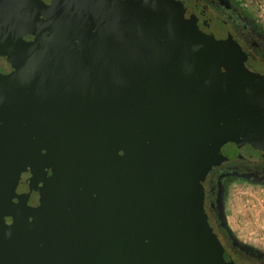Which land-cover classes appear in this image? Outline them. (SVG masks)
I'll return each instance as SVG.
<instances>
[{"label":"water","instance_id":"95a60500","mask_svg":"<svg viewBox=\"0 0 264 264\" xmlns=\"http://www.w3.org/2000/svg\"><path fill=\"white\" fill-rule=\"evenodd\" d=\"M245 60L177 0H0V264H241L203 184L264 157Z\"/></svg>","mask_w":264,"mask_h":264},{"label":"flooded vegetation","instance_id":"af4514ba","mask_svg":"<svg viewBox=\"0 0 264 264\" xmlns=\"http://www.w3.org/2000/svg\"><path fill=\"white\" fill-rule=\"evenodd\" d=\"M200 21L220 20L251 72L264 74V29L235 0H177ZM264 186V157H236L213 168L203 184L204 210L224 250L236 263L264 264V251L241 241L227 220L226 199L235 185ZM221 199V204L219 200ZM224 211V221L221 211ZM253 247L241 249L236 242Z\"/></svg>","mask_w":264,"mask_h":264},{"label":"rangeland","instance_id":"374dc122","mask_svg":"<svg viewBox=\"0 0 264 264\" xmlns=\"http://www.w3.org/2000/svg\"><path fill=\"white\" fill-rule=\"evenodd\" d=\"M235 1L264 29V0ZM226 213L238 238L264 251V186L235 185L226 199ZM253 231L255 234L249 239Z\"/></svg>","mask_w":264,"mask_h":264},{"label":"built area","instance_id":"2783aa9c","mask_svg":"<svg viewBox=\"0 0 264 264\" xmlns=\"http://www.w3.org/2000/svg\"><path fill=\"white\" fill-rule=\"evenodd\" d=\"M255 233H254V231L250 234V238L249 239H251L252 238V236L254 235Z\"/></svg>","mask_w":264,"mask_h":264}]
</instances>
